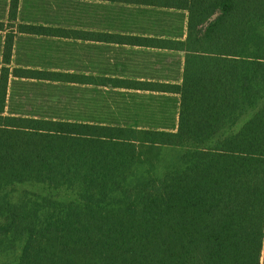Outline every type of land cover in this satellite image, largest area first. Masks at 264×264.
<instances>
[{
    "label": "trees",
    "instance_id": "1",
    "mask_svg": "<svg viewBox=\"0 0 264 264\" xmlns=\"http://www.w3.org/2000/svg\"><path fill=\"white\" fill-rule=\"evenodd\" d=\"M22 2L0 13V264H264V0L57 2L143 19L104 28Z\"/></svg>",
    "mask_w": 264,
    "mask_h": 264
},
{
    "label": "rangeland",
    "instance_id": "2",
    "mask_svg": "<svg viewBox=\"0 0 264 264\" xmlns=\"http://www.w3.org/2000/svg\"><path fill=\"white\" fill-rule=\"evenodd\" d=\"M3 1L0 0V13L3 7ZM59 0H23L22 2V10L23 15L27 20L37 21L40 20L42 22H47V24H59V23H72L70 21L75 20L76 18H83L86 20H90L91 24L93 22L97 25H102L104 27L110 26V23L113 22L119 26V23L125 22L129 24H138L143 21L141 17L138 16L137 12L133 9L120 7V6H110L107 4L101 3H88L86 7H82L79 10L73 9L70 5L66 4L65 9H60L57 4ZM43 7L48 9L47 14L42 12ZM65 17V19H63ZM110 21V23H108ZM90 23V22H89ZM95 25V26H97ZM127 31V29H123ZM28 44H25L27 46ZM32 50L36 47V45L31 44ZM23 48V47H22ZM40 50L37 52L40 56L35 57L39 60L38 64L43 66L42 64H47L49 57L62 56L58 50L55 48L48 46L47 43L41 44L39 46ZM21 55L23 56V52L21 51ZM44 56V58H43ZM60 58V57H57ZM23 59V58H22ZM24 62L31 61L30 57H25ZM35 62V59L32 61ZM61 64V63H59ZM65 195L64 193L62 194Z\"/></svg>",
    "mask_w": 264,
    "mask_h": 264
}]
</instances>
